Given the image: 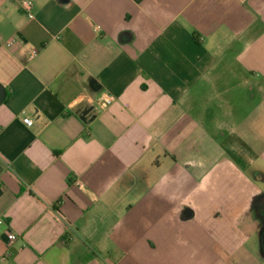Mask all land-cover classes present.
Wrapping results in <instances>:
<instances>
[{
	"label": "crops",
	"instance_id": "0c3cea01",
	"mask_svg": "<svg viewBox=\"0 0 264 264\" xmlns=\"http://www.w3.org/2000/svg\"><path fill=\"white\" fill-rule=\"evenodd\" d=\"M0 35V264H264V0H0Z\"/></svg>",
	"mask_w": 264,
	"mask_h": 264
},
{
	"label": "built area",
	"instance_id": "2783aa9c",
	"mask_svg": "<svg viewBox=\"0 0 264 264\" xmlns=\"http://www.w3.org/2000/svg\"><path fill=\"white\" fill-rule=\"evenodd\" d=\"M23 10L27 13V16L30 19H33L34 18V14H33V4L30 1L24 2V4H23ZM0 42L6 48H10L13 45V40H4L1 35H0ZM114 102H115V97L114 96L105 94L101 98L99 105L102 108H107V107L111 106ZM23 122L28 127H32L33 126L32 119H30L28 117L24 118L23 119ZM0 225H5V221L2 218H0ZM16 238H17L16 235H14L13 233H9L8 240L10 242H14L16 240Z\"/></svg>",
	"mask_w": 264,
	"mask_h": 264
},
{
	"label": "flooded vegetation",
	"instance_id": "af4514ba",
	"mask_svg": "<svg viewBox=\"0 0 264 264\" xmlns=\"http://www.w3.org/2000/svg\"><path fill=\"white\" fill-rule=\"evenodd\" d=\"M255 207L257 210V214H259V216L264 220V199H258Z\"/></svg>",
	"mask_w": 264,
	"mask_h": 264
},
{
	"label": "rangeland",
	"instance_id": "374dc122",
	"mask_svg": "<svg viewBox=\"0 0 264 264\" xmlns=\"http://www.w3.org/2000/svg\"><path fill=\"white\" fill-rule=\"evenodd\" d=\"M257 169L259 170V171H263L264 172V163H262L261 161H258L257 162ZM242 170H245V168L244 167H242ZM247 171V170H246ZM250 172L248 171V173L247 174H249ZM259 187L260 188H264V183H262V182H260L259 181Z\"/></svg>",
	"mask_w": 264,
	"mask_h": 264
},
{
	"label": "water",
	"instance_id": "95a60500",
	"mask_svg": "<svg viewBox=\"0 0 264 264\" xmlns=\"http://www.w3.org/2000/svg\"><path fill=\"white\" fill-rule=\"evenodd\" d=\"M5 96L4 89L0 86V103L3 101ZM263 245H264V238H263Z\"/></svg>",
	"mask_w": 264,
	"mask_h": 264
},
{
	"label": "trees",
	"instance_id": "16d2710c",
	"mask_svg": "<svg viewBox=\"0 0 264 264\" xmlns=\"http://www.w3.org/2000/svg\"><path fill=\"white\" fill-rule=\"evenodd\" d=\"M1 194H2V191H1V187H0V196H1Z\"/></svg>",
	"mask_w": 264,
	"mask_h": 264
}]
</instances>
